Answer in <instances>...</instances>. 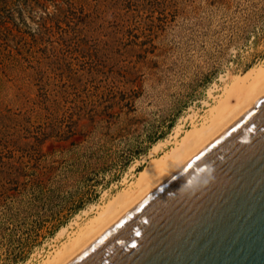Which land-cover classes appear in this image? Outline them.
<instances>
[{"label":"rangeland","instance_id":"obj_1","mask_svg":"<svg viewBox=\"0 0 264 264\" xmlns=\"http://www.w3.org/2000/svg\"><path fill=\"white\" fill-rule=\"evenodd\" d=\"M262 62L264 0H0V264H39Z\"/></svg>","mask_w":264,"mask_h":264},{"label":"water","instance_id":"obj_2","mask_svg":"<svg viewBox=\"0 0 264 264\" xmlns=\"http://www.w3.org/2000/svg\"><path fill=\"white\" fill-rule=\"evenodd\" d=\"M67 264H264V95Z\"/></svg>","mask_w":264,"mask_h":264},{"label":"bare ground","instance_id":"obj_3","mask_svg":"<svg viewBox=\"0 0 264 264\" xmlns=\"http://www.w3.org/2000/svg\"><path fill=\"white\" fill-rule=\"evenodd\" d=\"M263 95L264 62L230 82L224 88L221 97L216 100L210 114L199 122L192 121V128L176 140L169 150L158 157H153L167 141H160L154 145L148 157V164L137 173L136 179L116 192L104 204L93 207L95 214L39 264L69 263L198 150L249 110ZM65 229L59 231V237L64 234Z\"/></svg>","mask_w":264,"mask_h":264}]
</instances>
